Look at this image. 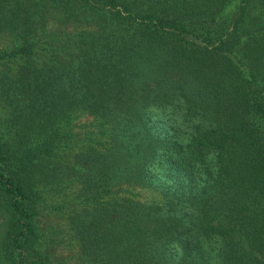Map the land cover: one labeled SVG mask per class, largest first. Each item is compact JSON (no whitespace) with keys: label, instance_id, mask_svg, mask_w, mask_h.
Masks as SVG:
<instances>
[{"label":"trees","instance_id":"obj_1","mask_svg":"<svg viewBox=\"0 0 264 264\" xmlns=\"http://www.w3.org/2000/svg\"><path fill=\"white\" fill-rule=\"evenodd\" d=\"M0 208L8 264H264V0H0Z\"/></svg>","mask_w":264,"mask_h":264},{"label":"rangeland","instance_id":"obj_2","mask_svg":"<svg viewBox=\"0 0 264 264\" xmlns=\"http://www.w3.org/2000/svg\"><path fill=\"white\" fill-rule=\"evenodd\" d=\"M155 194L149 190L141 189L139 190L138 197L140 199H150L153 198ZM40 223L42 226L48 225H60L61 219H59L56 215L43 214L40 217ZM6 223V216L4 211L0 208V238L2 236L4 227ZM49 244L47 248L51 251L53 260L58 264H75V247L73 244L67 242L65 239H52L48 241ZM0 264H8L1 255L0 252Z\"/></svg>","mask_w":264,"mask_h":264}]
</instances>
